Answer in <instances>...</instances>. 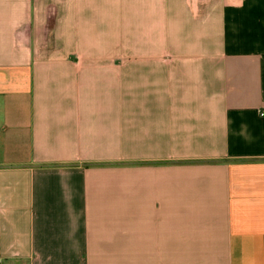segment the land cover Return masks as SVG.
Here are the masks:
<instances>
[{
	"label": "crops",
	"instance_id": "obj_1",
	"mask_svg": "<svg viewBox=\"0 0 264 264\" xmlns=\"http://www.w3.org/2000/svg\"><path fill=\"white\" fill-rule=\"evenodd\" d=\"M0 264H264V0H0Z\"/></svg>",
	"mask_w": 264,
	"mask_h": 264
},
{
	"label": "built area",
	"instance_id": "obj_2",
	"mask_svg": "<svg viewBox=\"0 0 264 264\" xmlns=\"http://www.w3.org/2000/svg\"><path fill=\"white\" fill-rule=\"evenodd\" d=\"M263 115V114H262Z\"/></svg>",
	"mask_w": 264,
	"mask_h": 264
}]
</instances>
